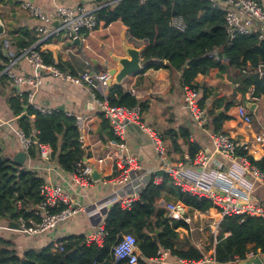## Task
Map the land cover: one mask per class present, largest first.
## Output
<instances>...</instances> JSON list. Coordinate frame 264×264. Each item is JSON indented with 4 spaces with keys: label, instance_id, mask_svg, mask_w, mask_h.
<instances>
[{
    "label": "crops",
    "instance_id": "crops-1",
    "mask_svg": "<svg viewBox=\"0 0 264 264\" xmlns=\"http://www.w3.org/2000/svg\"><path fill=\"white\" fill-rule=\"evenodd\" d=\"M25 1L29 0H18L13 5L9 0L0 2V9L4 7L2 4L7 2L10 4V12H15L14 17L4 18L8 23L11 20L14 21V28H26L30 34L39 37L41 33H38V27L54 29L58 26L56 20L48 23L30 16L21 8V4ZM34 2L46 11L53 10L56 4L69 6L81 4L80 0H34ZM261 3L264 6V0H261ZM20 31L11 34L7 40L9 51L14 55L8 58L13 62V70L22 76L41 75L42 85L37 94L39 103L63 110L68 115L89 117L84 129L83 148L90 159V164L101 173V179L91 187L80 189L71 179L70 173L60 170L54 162L44 164L40 156L39 159L33 160L27 155L24 164L26 171L34 172L45 182L63 185L72 199L87 209L74 215L51 233L44 235H27L14 224H10L14 220L8 217L0 219V236L9 240L17 253L24 257L28 251L40 250L61 238L86 235L106 219L110 205L117 203L119 197L128 196L133 191L141 189L134 187L140 180L149 183L152 179L160 177L162 182L164 176L157 174L159 162L156 160V152L149 135L137 124H130L127 127L124 138L114 133L110 135L105 119L86 86L76 85L46 72L36 71V68L22 56V50L20 53L17 51L16 37L21 35ZM4 38V36L0 37V41ZM124 40L142 51L148 45L147 40L135 39L123 22L116 21L109 25L101 22L95 30L84 32L80 37L81 45L64 36H50L46 39L48 42L44 44V48L52 54L54 62L61 64L62 70L66 73L76 76L90 70L95 76V90L107 97L111 88L107 84L110 77L108 70L117 65L111 55H123ZM7 53L9 54L8 51ZM215 57L219 58L218 52L215 53ZM221 62L224 65L228 64L225 57L221 59ZM194 83L211 89L205 94L207 98L203 106L208 116L205 127L199 126L185 108L183 71L171 70L166 62H161V66L156 68L142 61L141 70L127 77L121 85L125 91L131 93L134 91V95L141 102L147 103L148 109L143 111L142 122L161 135L166 145L168 159L176 168V176L186 183L188 189L195 188L196 192L193 193L204 196L207 193H248V189L253 187L250 200L264 205V182H255L254 176L244 171L240 158L243 154L239 151L235 157L229 158L215 151L212 134L216 131L213 124L214 118L211 115L213 112L229 115V118L222 123L221 131L231 134L238 140L249 141L251 149L248 154L259 160L264 157V143L257 141L258 135L264 133V95L260 96V100H252V90L243 94L240 90V82L228 78L227 75H220L219 68H213L206 74H198ZM25 87L27 88L26 85L23 86ZM14 88L11 79L0 80V154L12 160L18 153L24 152L15 135V130L19 128L18 117L10 108ZM229 101H233L234 105L226 110V104ZM249 103H256V106L251 108ZM239 105H245L251 112L253 116L251 124H246L240 117ZM191 151L197 152L195 157L191 156ZM120 153L135 156L143 168L134 174L131 184L124 187L112 182L117 172L114 158ZM199 153H204L208 157L206 165L195 160ZM49 166L52 168L49 169ZM145 170L148 171L144 175ZM175 184L178 185L176 182ZM165 201L182 202L166 200L163 195L157 200V205L163 207ZM184 205L187 213L191 215L198 211ZM198 212L200 214L197 213L199 215L190 225L178 227L177 232L180 235L178 247L188 249L191 245L196 246L204 254L202 260H192L189 264H221L217 262L215 255L219 226L224 215L220 212ZM190 227L194 229L189 230ZM261 257H264V254ZM181 260L186 259L170 254L166 264H186ZM222 264H237V262Z\"/></svg>",
    "mask_w": 264,
    "mask_h": 264
},
{
    "label": "trees",
    "instance_id": "trees-1",
    "mask_svg": "<svg viewBox=\"0 0 264 264\" xmlns=\"http://www.w3.org/2000/svg\"><path fill=\"white\" fill-rule=\"evenodd\" d=\"M4 1V0H3ZM99 24L109 25L116 21L128 26L135 39L147 40L148 45L142 53L145 63L152 67H160L161 62L171 70L183 71V85L195 84L198 74H206L213 68H219L220 75L240 82V90L245 94L254 89V95H264V81L257 73L259 63L264 64V34L256 30L250 34H238L230 40L227 31V7L223 2L214 0H119L102 7L97 11ZM175 17H181L185 28L180 29L173 24ZM21 30V31H20ZM21 32L16 37L17 46L23 50L33 45L37 35H32L26 28L16 29L12 34ZM48 41H45L47 43ZM38 46L47 63H54L52 54L46 51L44 44ZM218 52L219 58L215 57ZM228 64L221 62L222 58ZM9 59L3 54L0 45V80L8 79L2 74ZM6 63V64H5ZM61 69V64H57ZM243 69H247L243 72ZM200 90V104L203 107L205 94L210 88L195 84ZM203 93V95H202ZM106 98L111 105L133 107L139 104L142 111L148 109L147 103L141 102L122 85L111 86ZM234 105L233 101L226 104V110ZM10 108L18 117L19 127L26 133L36 132L38 143H34L29 151L33 160L39 159V144H47L52 149L51 159L63 172L71 173L77 161L87 153L79 140L80 131L76 117L65 111L56 109L52 114H41L27 101L24 95H12ZM215 131L219 132L224 120L229 118L226 113H211ZM34 116V117H32ZM105 125L113 131L105 120ZM1 153V150H0ZM197 152L191 151L195 157ZM264 172V157L256 160L247 152L240 151ZM8 162V161H7ZM17 172L6 163L0 166V219L7 218L18 221L20 216L29 217L32 207L41 198L40 187L45 182L34 172L22 174L19 184L13 173ZM33 176V177H32ZM166 200H180L192 209L206 213H219L221 208L212 199L183 190L175 184L174 178L166 174L161 183L153 179L149 181L131 208H123L115 203L105 219L107 236L102 246L97 243L87 244L85 235L61 238L64 250H53L52 243L40 250L28 251L20 256L12 247V243L0 236V264H19L23 258L35 261L31 264H92L103 261L109 264L114 261L113 246L125 232L133 233L138 239L141 250L142 264L150 262L160 249H170L173 255L189 261H199L204 254L196 246L188 249L179 248L180 235L177 228L187 226L183 221H171L164 207L157 205L161 196ZM17 211L14 212V208ZM215 258L219 263H233L245 259L249 251L264 254V219L246 213L225 215L220 223ZM159 230L158 241H154L150 233ZM226 233H229L226 235ZM119 264H126L120 260Z\"/></svg>",
    "mask_w": 264,
    "mask_h": 264
},
{
    "label": "built area",
    "instance_id": "built-area-1",
    "mask_svg": "<svg viewBox=\"0 0 264 264\" xmlns=\"http://www.w3.org/2000/svg\"><path fill=\"white\" fill-rule=\"evenodd\" d=\"M118 1L102 0V2H92V5L81 3L76 6L56 4L55 8L50 11H46L35 2H23L21 8L27 11L30 16L48 23L56 20L58 21V26L54 29H49L44 26L38 27L37 30L38 33H41V36H39L33 45L22 50V56L36 68V71L46 72L53 77L76 85L86 86L90 91L92 99L97 104L99 112L109 122L116 136L124 138L127 127L130 124H137L149 135L151 144L156 152V160L159 162V170H165L166 174L171 175L182 189L191 193L196 192L195 188L188 189L186 183L176 176V168H174L168 159L166 145L161 135L142 122L143 111L139 104L133 107L111 105L106 98L102 99L98 96V92L95 90V76L90 70H86L76 76L66 73L57 65V62L47 63L38 49V46L45 43L46 39L50 36H64L70 41H74L76 38L80 39L84 32L93 31L99 26L97 11L104 6ZM222 2L227 7L226 20L230 40H233L238 34H250L257 29L261 31V36H263L264 6L261 0H223ZM173 24L180 29L185 28V23L181 17H175ZM12 66L13 62L10 61L7 63L2 74H5L12 80L15 86L13 95L22 96L27 91V101L36 111L41 114H52L55 112V108L39 103L37 100V94L42 85L41 75L29 74L22 76L17 74ZM246 71L247 69H243V72ZM257 73L264 81L263 63H259ZM24 85L27 86V88L25 87L26 89L23 88ZM251 90V99L260 100L259 96L254 95V89L252 88ZM183 91L185 108L199 126L205 127L208 123V116L200 104V90L195 84H184ZM132 94L134 95V91ZM238 113L246 124L249 125L252 123L253 116L245 105L238 106ZM75 117L80 131L79 140L83 147L85 144L84 129L89 121V117L83 115H77ZM15 135L23 151L29 155L33 144L38 143L35 140V136H37L36 132L28 134L24 129L19 127L15 130ZM212 140L215 151L229 158L235 157L239 151L249 153L251 149V143L249 141L238 140L236 137L224 131L213 133ZM257 141L264 143V133L258 135ZM39 153L44 164H51L53 162L51 159L52 149L49 145L40 143ZM240 158L244 171L252 174L255 182H264V172L255 164H252L247 156H240ZM207 159L208 157L204 153H199L195 158L202 165H206ZM89 161L90 159L86 155L83 159L76 162L74 171L70 173L71 179L80 189H87L97 181L92 176L93 166ZM114 163L117 172L112 178V182L122 187L130 185L134 174L143 170L137 158L131 154L120 153L114 158ZM51 168L52 166H49V169ZM154 181L161 183V178L158 177ZM147 183L145 180H140L134 187L141 189L133 191L128 196L119 197L117 203L123 208H131L140 199L142 190L146 187ZM248 191V193H207L204 196L212 199L221 208L220 213L224 216L246 213L264 219V205L250 200V192L252 193L253 187H250ZM40 196L39 202L31 209V215L29 217L20 216L18 218L19 230L27 235L51 233L71 217L87 209L85 206L75 202L63 185L55 182H44L40 187ZM162 206L165 208L167 217L171 223L173 221H183L187 225H190L193 219L200 214L198 211L194 215L187 213L185 205L182 202L165 201ZM193 229L194 227L189 228V230ZM106 236L105 220H103L85 235V242L87 244L97 243L102 246ZM52 249L64 250V242L60 240L53 241ZM137 249H140L137 237L133 233H123L113 246L114 261L109 264H119L120 260H125L126 264H142L141 255L136 252ZM170 254H172L170 249H160L157 256L151 261L156 264H166L167 257ZM257 255L262 256V253L249 251L245 259H250ZM245 259H238L236 262ZM181 261L186 264L191 263L188 260ZM92 264H105V262L96 260Z\"/></svg>",
    "mask_w": 264,
    "mask_h": 264
},
{
    "label": "water",
    "instance_id": "water-1",
    "mask_svg": "<svg viewBox=\"0 0 264 264\" xmlns=\"http://www.w3.org/2000/svg\"><path fill=\"white\" fill-rule=\"evenodd\" d=\"M2 1L3 0H0V2ZM16 1L18 0H9V2L12 5ZM29 1L34 2V0H29ZM80 1L82 4H88L92 2H102V0H80ZM14 16H15V12L11 13L10 10L6 12V10L2 11L0 9V37L2 36L5 37L0 41V45L2 46L3 54L7 58H11L14 56L13 53L9 51V44L7 40H9V37L11 36L12 32L16 29H19V27L14 28L15 26L14 21L11 20L8 23L6 19L7 18L10 19ZM5 17L6 19H4ZM125 28L127 29L128 26L125 25ZM73 42L81 45L79 38H76ZM122 49H123V55H115V56L111 55L113 61L117 65L116 67L108 70L110 77L107 80V84L110 87L121 85L127 77L139 72L142 68V61L144 60L142 58V53H143L142 49L134 47L131 43L127 42L126 40L122 42ZM7 51L9 52V54L7 53ZM17 51L20 53L21 49L18 48ZM255 106L256 103H249V107L253 108ZM35 140L38 141L37 136H35ZM26 158H27V154L25 152L18 153L17 155L14 156L13 160L8 157H4L2 154H0V166L6 163L7 165H10L13 169H15L17 172L13 173V175L17 177V181H19L20 185L22 184V182L20 181L21 176L23 173L26 172V167L24 165L26 162ZM157 174L160 176H164L166 173L165 170L161 169L157 171ZM92 176L95 180L101 179V173H99L94 166H93ZM112 205H110V208L112 207ZM16 211H17V207L14 208V212ZM11 216L12 213L7 215L8 218H10ZM10 224H14L15 227L19 228V225L16 221H11ZM158 233H159L158 229H156L155 232L150 233L153 240L156 242L158 241ZM136 252L141 255L140 249H137ZM31 263H35V261L29 258H23L19 264H31ZM237 264H264V257L257 255L250 259L238 261Z\"/></svg>",
    "mask_w": 264,
    "mask_h": 264
},
{
    "label": "rangeland",
    "instance_id": "rangeland-1",
    "mask_svg": "<svg viewBox=\"0 0 264 264\" xmlns=\"http://www.w3.org/2000/svg\"><path fill=\"white\" fill-rule=\"evenodd\" d=\"M2 5H4V7H1V9L2 10H6V12L9 10V7H10V4H8L7 2H6V4H2ZM4 13V12H3ZM5 14V13H4Z\"/></svg>",
    "mask_w": 264,
    "mask_h": 264
},
{
    "label": "flooded vegetation",
    "instance_id": "flooded-vegetation-1",
    "mask_svg": "<svg viewBox=\"0 0 264 264\" xmlns=\"http://www.w3.org/2000/svg\"><path fill=\"white\" fill-rule=\"evenodd\" d=\"M5 1V0H4Z\"/></svg>",
    "mask_w": 264,
    "mask_h": 264
}]
</instances>
